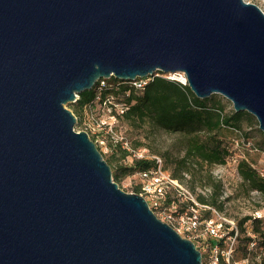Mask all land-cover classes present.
Here are the masks:
<instances>
[{"label":"water","instance_id":"water-1","mask_svg":"<svg viewBox=\"0 0 264 264\" xmlns=\"http://www.w3.org/2000/svg\"><path fill=\"white\" fill-rule=\"evenodd\" d=\"M183 72L264 133V11L246 0H0V264H202L123 190L66 104L102 77Z\"/></svg>","mask_w":264,"mask_h":264},{"label":"trees","instance_id":"trees-1","mask_svg":"<svg viewBox=\"0 0 264 264\" xmlns=\"http://www.w3.org/2000/svg\"><path fill=\"white\" fill-rule=\"evenodd\" d=\"M105 94L103 93V96ZM214 94L198 97L191 91L187 83L181 84L165 76H157L147 83L141 93L132 90L128 96L119 98V100L127 102L128 108L121 115H118V118L129 122L134 127L149 123L168 132L184 133V153L175 160V167L171 175L193 193L196 183L203 188H209L207 193H194L197 201L212 206L216 210H221L223 204L220 198L223 191L222 182L210 171L212 165L224 163L227 156L231 154L228 145L223 140L221 131L223 128L241 130L243 121L252 114L234 109L225 111L224 105L215 98ZM93 98L94 91L92 88L83 90L75 101L67 105L73 109L74 113L80 111L79 116L82 118L85 106ZM105 138L110 153L108 158L105 156L104 158L111 167L114 181L118 182L122 176L155 165L154 159L149 157L132 158L131 163H122L121 160L130 155V151L123 147L120 142L107 140V136ZM138 145L140 143H134L135 147ZM260 145L264 146V137ZM97 147L99 148L98 145ZM236 168L247 190H256L264 196V175H261L260 171L247 159L238 160ZM184 172L189 174V179H185ZM135 187L136 190L133 191L138 193L140 191L139 184ZM202 210L207 212L206 214L201 213L202 216L211 215V210ZM262 218L245 215L238 220L237 242L234 251L240 247L243 258L250 253L248 248L251 241L257 240L259 246L264 247V229L261 227L264 222ZM248 221H250L252 232L255 234L254 237L246 233L244 224ZM239 233L243 234L242 237H239ZM233 253L232 260H236L233 258ZM258 262V264H264V257Z\"/></svg>","mask_w":264,"mask_h":264},{"label":"built area","instance_id":"built-area-1","mask_svg":"<svg viewBox=\"0 0 264 264\" xmlns=\"http://www.w3.org/2000/svg\"><path fill=\"white\" fill-rule=\"evenodd\" d=\"M157 76H165L181 84L187 83L183 72L163 73L160 70L131 80L115 77L99 78L92 87L94 98L85 106V112L87 108H91L95 101H99L104 104L107 117L89 115L90 110L86 119L85 114L83 116L82 130L87 131L98 146L105 144V137L109 135L110 140L120 142L123 147L130 149L132 158L147 157L146 149H131L127 140H123L121 136L118 137L114 132L113 125L118 119V115H121L128 108L127 102L119 100V98L128 96L132 90L141 93L147 83ZM103 93L106 94L103 96ZM151 158L154 159L155 165L137 171L135 174L140 186L138 193L144 196L155 215L162 221L169 223L176 231L187 233V238L191 239L200 251H206V264H249L248 257L232 260L238 234V229L233 220L222 216L214 207L199 203L196 195L178 179L172 177L164 168L160 156L152 155ZM232 161L238 163L237 159L232 158ZM260 173L264 175L262 170ZM204 190L209 191L207 188ZM206 191H202V193H206ZM200 209L211 210V215L202 216ZM253 217H264V211H256ZM255 243L256 241L253 240L250 245H255Z\"/></svg>","mask_w":264,"mask_h":264},{"label":"rangeland","instance_id":"rangeland-1","mask_svg":"<svg viewBox=\"0 0 264 264\" xmlns=\"http://www.w3.org/2000/svg\"><path fill=\"white\" fill-rule=\"evenodd\" d=\"M248 2L255 3L264 11V0H246ZM215 98L218 99L223 105L225 111H232V102L219 93H215ZM68 107V105L66 104ZM73 111L72 108L68 107ZM91 110V113H90ZM104 104L99 101H95L91 108H87L82 118H80V111L73 113L77 117V121L74 125L76 130H82V121L91 115H101L102 118L107 117ZM88 113H90L88 115ZM84 116V117H83ZM114 132L118 137L127 140L131 149L144 148L146 149L147 157L151 158L152 155H158L162 158L163 166L171 174L175 167V160L180 158L184 153L185 135L181 132H168L161 128H157L149 123H144L139 127L132 126L129 122L118 118L113 125ZM241 132V134H240ZM223 140L228 145L231 154L227 156L226 161L222 164L212 165L210 167L211 173L222 182V195L223 201L222 209L218 210L222 216H225L229 220H233L237 227L238 220L245 215H254L256 211H264V196L256 190H247L240 175L237 172V162L232 161V158L240 160L247 159L258 171L262 170L264 173V146L260 145L264 137V133L259 129L258 122L254 115L249 116L247 120L242 123L241 130L235 131L230 128H223L221 131ZM107 140L110 139L109 135ZM134 143H140L138 146H134ZM99 150L103 153V156L109 157L110 148L107 144H99ZM130 151V149H128ZM122 163L128 164L132 161V156L128 155L125 159L121 160ZM185 179H189V174L184 172ZM118 185L127 192H134L138 183V178L135 173L120 177ZM206 188V187H204ZM204 188L196 183L194 193H201ZM209 189V188H207ZM208 190L206 191V193ZM202 214H206L205 210L200 209ZM264 222V217L262 218ZM246 233L251 236H255L252 232L250 221L244 224ZM261 227L264 229V224ZM238 229V228H237ZM183 237H187V233L179 232ZM243 234L239 233V237ZM237 242V241H236ZM235 242V244H236ZM206 251L201 250L202 264L207 263ZM247 257L249 263L258 264L260 259L264 257V247L259 246V241L256 240L255 245H249ZM240 247L233 253V258L236 260L242 259Z\"/></svg>","mask_w":264,"mask_h":264}]
</instances>
